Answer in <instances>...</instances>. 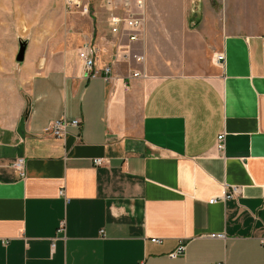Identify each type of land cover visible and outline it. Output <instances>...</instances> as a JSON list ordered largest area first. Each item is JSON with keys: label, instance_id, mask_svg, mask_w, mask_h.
Segmentation results:
<instances>
[{"label": "crops", "instance_id": "crops-1", "mask_svg": "<svg viewBox=\"0 0 264 264\" xmlns=\"http://www.w3.org/2000/svg\"><path fill=\"white\" fill-rule=\"evenodd\" d=\"M190 1L173 18L149 12L148 32L157 21L199 42L194 52L223 53L221 65L144 73L119 57L140 43L110 33L105 0L98 16L28 44L20 113L0 124V264H264V0ZM85 44L112 82L86 79ZM64 117L81 127L45 133ZM181 244L185 255L170 258Z\"/></svg>", "mask_w": 264, "mask_h": 264}, {"label": "rangeland", "instance_id": "rangeland-1", "mask_svg": "<svg viewBox=\"0 0 264 264\" xmlns=\"http://www.w3.org/2000/svg\"><path fill=\"white\" fill-rule=\"evenodd\" d=\"M77 1L88 6L87 13L67 6L66 0H0V124L13 123L16 115L20 113L22 100L26 94L16 61L20 42L34 43L33 41L39 39L37 35L39 36L41 33L43 34L45 31L52 29H71V25L75 23L71 20L79 22L80 19L82 20L83 14L88 19L90 16H98L96 5L104 2V0ZM153 1L155 2L154 10L151 11V8L150 10L148 8L150 0H147V17L149 12L150 15L152 12V14L156 13L155 15L160 17L173 18L178 16L181 0ZM189 2L191 1L189 0ZM194 6L195 4H193ZM102 12L109 17L106 8ZM182 12L185 13L184 10ZM186 13H188V10H186ZM52 14L59 15L61 20L58 22L54 19L50 21ZM197 25H199V21L196 22L195 27ZM168 30L172 29L169 27L168 29L167 27L159 28V23L156 21L152 32H148L147 29L144 40L139 42L140 54L145 55L146 49L149 50V58L147 57L142 66L144 73L148 72L150 75L157 76L158 73L190 72L199 67L190 68L189 63L202 65L205 60L214 61V53L208 54L202 52V50V53L199 51L194 52V49L198 50V47L195 46H199V42H190L193 38H189L187 35L178 37L168 34ZM189 46H193V51L189 49ZM164 61H167L165 65ZM148 63L151 64L153 70L149 69ZM174 64L178 65L174 68Z\"/></svg>", "mask_w": 264, "mask_h": 264}, {"label": "built area", "instance_id": "built-area-1", "mask_svg": "<svg viewBox=\"0 0 264 264\" xmlns=\"http://www.w3.org/2000/svg\"><path fill=\"white\" fill-rule=\"evenodd\" d=\"M67 6L80 9L83 13H87L89 8L87 5H82L77 0H66ZM105 8L109 12V28L110 33L119 39V43L123 38H126L131 44L139 43L144 40L146 33V22H147V0H105ZM95 48L91 44H85L79 51V58L84 62L85 65V76L86 79H104L106 82H112V68L104 67L100 68L96 65ZM121 59L125 61H135L138 64H144L146 57L144 54H138L132 52H125L121 56ZM225 60L223 53L216 54L214 62L221 65ZM143 77L141 73H135L134 77ZM146 77V74H144ZM81 127V121L74 119L69 120L63 118L51 122L45 129V133L58 139H65L70 129H79ZM217 149L219 152H225L226 150V135L221 134L217 138ZM107 163L106 159H95V166H103ZM12 167L19 173L22 179L26 178V160L24 158L17 159ZM237 188H233L231 194L226 191L222 196L213 198L209 201L210 204H216L218 202H224L227 199L234 198L237 195ZM61 196H65L64 190L60 192ZM65 234V221L60 223L58 228V235ZM211 238H225L223 234L211 235ZM153 243H161L157 238L151 240ZM187 245L181 244L174 252L169 254L172 259L178 258L185 255ZM140 264H144L141 262Z\"/></svg>", "mask_w": 264, "mask_h": 264}, {"label": "water", "instance_id": "water-1", "mask_svg": "<svg viewBox=\"0 0 264 264\" xmlns=\"http://www.w3.org/2000/svg\"><path fill=\"white\" fill-rule=\"evenodd\" d=\"M194 25H195V22L192 23V26H194ZM27 47H28V42H26V41L20 42V48H19V51L16 55L17 63H22L25 60Z\"/></svg>", "mask_w": 264, "mask_h": 264}]
</instances>
